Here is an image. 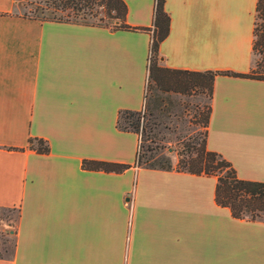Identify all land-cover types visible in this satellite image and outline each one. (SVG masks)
<instances>
[{
	"label": "crops",
	"instance_id": "crops-1",
	"mask_svg": "<svg viewBox=\"0 0 264 264\" xmlns=\"http://www.w3.org/2000/svg\"><path fill=\"white\" fill-rule=\"evenodd\" d=\"M124 2L126 23L151 27L153 0ZM255 3L163 0L158 52L167 67L217 70L205 146L238 177L264 181V78L218 72L249 71ZM149 37L29 18L0 0V212H18L0 264H264V221L217 204L214 175L133 164L137 133L116 116L142 105Z\"/></svg>",
	"mask_w": 264,
	"mask_h": 264
},
{
	"label": "trees",
	"instance_id": "trees-1",
	"mask_svg": "<svg viewBox=\"0 0 264 264\" xmlns=\"http://www.w3.org/2000/svg\"><path fill=\"white\" fill-rule=\"evenodd\" d=\"M23 1L24 4H29V6L26 10L21 11V14L29 18L39 20L82 21L107 26L112 29L150 30L146 62L147 74L142 105L139 109L120 108L116 116V126L119 129L131 130L137 133V147L133 164L147 167L174 168L195 174H212L215 176L213 192L214 200L217 204L227 206L230 214L234 217L264 221V181L238 177L228 160L218 152L208 149L205 146L209 104H207L203 114V136L197 140L196 145L190 144L189 142H181V145L176 148L175 164H172L170 159L165 156H160V158L154 160L151 152L146 154V150L148 149L146 145L140 149L144 145L141 140V134L150 128L148 127V130H146L145 125L140 124V121L144 117L142 107L145 104L148 88L186 92L192 87H198L200 89H206L209 97L210 81L213 74L217 72V70L199 71L171 68L160 64L158 43L168 31V14L163 7V0H153L151 27L126 23L124 20L126 12L124 0ZM256 16L260 17L258 24L255 22ZM255 47L261 49L262 58H264V0H256L255 3L252 49ZM218 72L264 78L263 75H254L250 71L235 72L221 70ZM26 146L37 152H46L48 150L47 140L40 136H28ZM81 165L87 168L120 171L127 167L129 163L83 158ZM2 211H13L15 213L14 217L10 215L4 216L6 218L4 233L12 236L13 232H9L8 229L13 228L18 214L17 209L15 207H6ZM1 218L3 217L0 215ZM10 255L11 253L6 255L0 253V256L8 257Z\"/></svg>",
	"mask_w": 264,
	"mask_h": 264
},
{
	"label": "rangeland",
	"instance_id": "rangeland-1",
	"mask_svg": "<svg viewBox=\"0 0 264 264\" xmlns=\"http://www.w3.org/2000/svg\"><path fill=\"white\" fill-rule=\"evenodd\" d=\"M23 2L16 1V8L20 11L26 10L29 6ZM255 22L258 24L260 17L256 16ZM249 71L254 75L264 76V58L259 47L252 49ZM145 104L142 107L144 117L140 124L145 125L146 130L150 128L141 134L144 145L140 149L146 145L148 148L146 154L151 152L154 160L165 156L175 164L176 148L181 142L196 145L197 140L203 136V114L208 104V93L206 89L198 87H192L186 92L148 88ZM0 215L3 217L0 219V253L6 255L12 251L13 237L4 233L6 221L4 216L14 217L15 213L2 211Z\"/></svg>",
	"mask_w": 264,
	"mask_h": 264
}]
</instances>
